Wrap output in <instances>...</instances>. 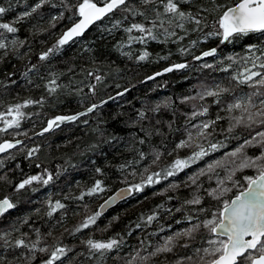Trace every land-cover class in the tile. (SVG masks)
Listing matches in <instances>:
<instances>
[{
	"label": "trees",
	"instance_id": "1",
	"mask_svg": "<svg viewBox=\"0 0 264 264\" xmlns=\"http://www.w3.org/2000/svg\"><path fill=\"white\" fill-rule=\"evenodd\" d=\"M38 2L0 0V6L8 9L0 15V23H9L18 29L16 33L0 29V40L7 45L0 49V112H6L10 106L28 99L43 98L42 104H32L23 109L26 118L21 121L20 128L0 132V143L22 141L0 153V161L3 162L0 166V198L9 197L15 204L0 219V235L5 236L4 240H0V264H42V260L48 259L56 246H64L71 251L55 264H125L136 251L148 255L167 236L189 227L190 222L185 217L191 215L196 218L193 222H201L212 219L214 213L218 215L223 201L230 200L247 186L243 177L256 175V170L238 171L232 180H228V169L218 167L212 173L198 176L196 184L188 178L198 174L207 163L225 157V153L234 150L247 135L242 128L232 134L222 131L228 128L230 115L224 106L233 97L252 91L248 85H238L231 77L243 72L245 67H252L250 62L245 63L246 57L251 59L248 57V46L264 48V34L250 33L223 44L219 37L205 40L204 34L214 30L212 25L220 15L219 11H213L215 4L227 7L235 0H215V4L211 0H189L181 4V8L192 12L207 9L202 15L206 17L208 27L202 24V32H193L190 29L194 25L186 24L189 29L187 35L183 29H175L177 36H184L183 40L166 38L163 32H158L156 40L128 46L125 43L128 34L122 28L111 33L107 31L116 20H122L127 15L121 9L105 16L82 36L73 38L58 52L41 61L40 55L52 48L63 32L77 20L76 5L81 0H47L41 8L31 12ZM128 2L130 7L144 12L149 20L155 19L154 9L163 12L158 3L143 5L141 0ZM25 12H31V15L18 20ZM53 17L57 19L53 20ZM162 18L166 20L167 16ZM142 21L141 16L129 15L123 27ZM165 26L168 27L167 24ZM133 35L139 34L134 32ZM192 40L198 41L195 47H190ZM118 42L125 43V47L118 48ZM180 48L190 50L181 54ZM212 48L217 49L214 56L194 59V56ZM144 50L150 54L148 59L138 61L136 57ZM124 52H131V58L123 55ZM259 54L258 51L254 53ZM229 56L234 59L229 61ZM241 62L244 65H240ZM176 63H186L188 67L147 79ZM229 63L231 67H228ZM204 64L213 67L205 68ZM33 65L36 67L33 68ZM224 68L227 71H222ZM253 70L264 71L259 67ZM89 72L93 76H89ZM95 75L101 76V81L97 82ZM53 78L66 87L49 93L46 85ZM216 83L232 89L222 98L220 105L213 103L212 97L182 102L184 97L196 96L203 90L202 86L212 88ZM93 84L96 86L94 94L89 89ZM125 89L128 91L125 92ZM121 92L124 95H117ZM92 104L99 107L76 121L64 122L58 128L39 134L49 119L84 112ZM157 105H160L159 110L153 111ZM193 105L198 109L202 106L209 108L207 116L199 117L195 123L215 119L217 115L224 117L218 121L211 139L212 142H223L226 147L174 177L146 185L142 191H133L128 199L101 214L95 225L76 232L85 217L97 212L99 202L115 189L139 184L148 174L167 169L177 155H191V149L178 153L172 150L184 138L185 123ZM141 112L145 114L143 118L139 116ZM0 127H3L2 122ZM233 136L239 139H233ZM33 148L39 150L29 157L28 152ZM157 151L161 156L153 164ZM259 152L258 147L248 149L249 156L259 155ZM141 153L144 154L143 159ZM98 168L100 172L96 171ZM48 174L52 175L48 184L34 181L17 191L16 186L25 178L37 175L46 179ZM97 180L102 181L105 190L93 195L85 194L80 199L81 194L87 193ZM221 180L224 181L222 185L219 183ZM234 181H239V184L233 186ZM171 184L178 187L169 188ZM224 187L231 191L224 193L220 199L209 195L212 189L219 193ZM195 196L201 198L199 205L185 203ZM57 200L65 207L49 216V201L55 203ZM153 214L156 218L149 224L146 218ZM138 224L140 227H137ZM37 231L39 247H47L49 251H36L33 260L28 248L14 245L19 238H24L27 243L36 241ZM89 238L101 241L119 238L123 243L118 250L101 257L99 253H91L83 243ZM216 238L207 229L201 228L195 239H178L173 251L150 257L147 264H177L182 260L184 264H193L184 258L192 256L195 261L194 250L208 247L207 241ZM184 244L189 246L184 247Z\"/></svg>",
	"mask_w": 264,
	"mask_h": 264
},
{
	"label": "snow or ice",
	"instance_id": "2",
	"mask_svg": "<svg viewBox=\"0 0 264 264\" xmlns=\"http://www.w3.org/2000/svg\"><path fill=\"white\" fill-rule=\"evenodd\" d=\"M47 0H39V2L31 9V12H35L41 8ZM189 0H141L143 5L159 4L163 7V12L155 11V19L149 20L144 12L130 7L128 0H81L76 5V14L78 16V22L72 24L70 28L63 32L62 36L57 40L56 44L49 48L46 52L42 53L39 57L41 61L46 60L51 53L58 52L64 45L68 44L75 37L83 35L86 29L89 28L94 22L101 20L105 16L113 13L117 10H123L127 15L122 20H116L111 29H108L109 33L112 30L121 29L127 33L126 44L131 46L133 43L146 44L148 40H156L157 33L163 32L165 37H176L178 40H183L184 36H177L175 29H183L185 35L188 34L189 29L186 28V24L194 25L190 31H203L201 25L208 27L205 23L206 17L202 15V12L207 9H198L196 12L186 11L181 8V4L188 3ZM215 4V0H211ZM102 5V6H100ZM71 7V6H69ZM222 9V11H221ZM7 8L0 6V15L6 13ZM213 11H219L220 15L216 22L212 25L213 31L204 34V39L210 37H219L220 43L232 42L234 37L247 36L250 33L264 34V0H235V3L225 7L221 4H215ZM31 12H25L23 16L18 20H22L24 17L30 16ZM132 17L141 16L145 22H132L127 27H123L124 21L128 19V16ZM167 16V19L162 17ZM57 17H53L56 20ZM71 19V18H70ZM168 25L166 27L165 25ZM0 29H4L9 33H16L18 29L9 23H0ZM139 35H133V33ZM2 35V33H0ZM166 42V41H165ZM16 41H13L15 44ZM125 43L118 42L117 47L122 49L125 47ZM23 45V41H20ZM198 44L197 40L190 42V47H195ZM7 45L0 40V49L6 48ZM189 48H180L181 54H187ZM259 52V55H254L255 52ZM217 52L216 48H212L208 51H204L200 56H194L195 60H201L202 57L214 56ZM248 57L245 58V63H251L252 67H245L243 72L233 75L232 80H235L238 85H248L252 91L250 93L242 94L238 97H233L230 102H226L224 110L230 115L228 117L229 125L226 131L228 134L234 133L238 128L245 130L247 135L243 138L242 143H239L234 150L225 153V157L213 160L206 164L205 168L200 169L199 173L190 176L188 179L196 184L198 176L205 175L206 173H212L216 168L221 167L228 169V180H232L233 176L238 171L244 169H255L256 175L245 176L243 179L247 182V186L239 191L231 200H224L221 210L217 214H213L212 219H207L201 222H193L196 218L189 215L185 217L190 222V226L177 231L173 235L167 236L163 243L154 248L148 255H141L139 251L135 252V255H131L125 264H147L150 257L157 256L162 253L173 251V247L176 245L180 238L195 239V235L201 228L208 230L210 234H215L216 239H209L207 241L208 247L196 248L194 250L197 259L194 261L192 256L185 257L187 261H192L193 264H264V71H255L253 69L259 67L264 69V48H260L257 45H249ZM123 55L131 58V52H124ZM149 52L144 50L139 54L136 59L143 61L148 59ZM166 59L167 57H161ZM229 61L234 58L227 57ZM257 61L259 63L257 64ZM229 63L228 67H231ZM33 68L36 66L33 65ZM188 67L186 63H176L163 69V72H157L154 76L147 77L148 80L154 79L155 76H160L165 72H171L175 69H183ZM203 67L211 68L213 65L204 64ZM227 71V68L222 69ZM27 75V73H25ZM89 76H93L92 72L88 73ZM97 82L101 81L102 77L95 75ZM49 93H56L58 89L66 87L57 82V78L50 79L46 85ZM95 85H90V91L95 92ZM202 91L198 92L194 97H184L182 102H188L189 100H204L205 97H212L213 103L220 105L222 98L226 94H230L232 89L224 87L220 83L214 84L212 88L202 86ZM82 91V90H81ZM125 92L128 89L124 90ZM117 95H124L123 92L117 93ZM114 99V97H109ZM43 98L40 100H25L23 103L10 106L6 112H0V122L3 123V127H0V132H6L9 129L20 128L21 121L26 118V113L23 111L29 105L42 104ZM101 103H106L102 101ZM99 105L92 104L84 112H80L75 115H57L47 121V126L43 128V133L49 132L54 128L60 127V124L67 121H76L80 116H84L93 112ZM193 111L188 117L185 123V135L183 139H180L173 148V153H178L180 150L191 149V155L187 157H180L179 155L172 161L167 169L161 172H152L146 176V178L139 184L132 185L129 189H122L115 196L110 197L100 207L106 208L117 199H123L127 195H130L132 191H142L146 185H153L159 183L161 179L167 180L169 177L176 176L179 172L189 168L191 165L196 164L198 161L203 160L210 154L217 152L221 148L226 147L223 142H212L213 134L216 130V125L219 120L223 119L219 115L215 119L202 120L199 123H195L199 117L207 116L209 108L202 106L197 108L193 105ZM160 105H157L153 111H158ZM233 112H238V115H231ZM144 113H139L141 118L144 117ZM87 123V121H85ZM171 128V125H169ZM233 139H239V137L233 136ZM22 141L16 140L15 143L11 141H4L0 143V153L16 147L21 144ZM143 143V141H141ZM205 144L207 145L205 147ZM258 147L260 149L259 155L249 156L248 149ZM38 148H33L28 152V156L31 157ZM172 153H169L171 155ZM161 153L155 152L152 163L155 164L160 159ZM144 158V154L141 153V159ZM0 161V166H2ZM229 165L233 167L229 168ZM123 167V166H122ZM97 172L101 170L96 169ZM148 169H145L147 172ZM52 179V175L48 174L45 179L43 176L33 175L22 180L17 186V191L24 189L26 186L31 185L34 181H41L43 184H48ZM222 185L223 180L219 181ZM239 181H234L233 186H237ZM178 187V185L171 184L169 188ZM105 189L102 186V181L97 180L93 187L82 193L80 199L84 198V195H93L95 193L103 192ZM231 191L230 188H221L219 193L216 189H212L209 192L210 196L216 199H220L224 193ZM189 205H199L201 198L195 196L193 199L185 202ZM50 211L48 215L51 216L58 209L64 208V204L60 201L52 203L49 201ZM15 204L7 197L0 199V216H3L8 210L13 209ZM176 211H180L177 209ZM101 212L97 211L92 215L85 217L83 222L75 229L76 232L81 229H87L92 225H95ZM156 215L147 216V222L150 224ZM179 223V221H177ZM137 227H140L138 224ZM51 235V233H49ZM38 239L34 242L27 243L24 238L15 240V247L28 248L32 253L31 259H35V252L47 253L49 249L47 247H39V232L37 231ZM220 237H223L221 239ZM5 236L0 235V240H4ZM91 253H99L103 257L106 253L113 250H118L123 243L119 238H109L106 241L94 240L92 238L83 241ZM184 247H188V244H184ZM71 251L70 248L64 246H56L49 254V258L42 260V264H55L56 261H61L62 258L67 257ZM177 264H184V261H178Z\"/></svg>",
	"mask_w": 264,
	"mask_h": 264
},
{
	"label": "water",
	"instance_id": "3",
	"mask_svg": "<svg viewBox=\"0 0 264 264\" xmlns=\"http://www.w3.org/2000/svg\"><path fill=\"white\" fill-rule=\"evenodd\" d=\"M100 6H102V5H100ZM100 21V20H99ZM75 22H78V18H77V20L75 21ZM75 22H73V23H75ZM98 21H96V22H94L92 25H94L95 23H97ZM72 23V24H73ZM72 24L69 26V28L72 26ZM92 25H90L89 26V28L92 26ZM88 28V29H89ZM88 29H86L85 30V32L88 30ZM84 32V33H85ZM13 142V141H12ZM13 143H15V142H13ZM130 188V186H128V185H126V186H121V187H119V188H117V189H115L111 194H109L108 196H106L102 201H100V203L98 204V206H97V211H100L101 212V214H103V213H105L107 210H109L110 208H112L113 206H115L116 204H118L119 202H122V201H124V200H126L127 198H129L130 196H131V194H132V192H131V194L130 195H127L125 198H123V199H117V200H115L113 203H111L110 205H108L106 208H104V209H101V205L102 204H104V202L106 201V200H108L110 197H113V196H115L117 193H119L120 192V190H122V189H129ZM239 193V192H238ZM237 193V194H238ZM5 198V197H4ZM8 198V197H7ZM232 198H234V196L232 197ZM231 198V199H232ZM0 199H3V198H0ZM230 199V200H231ZM213 235H215V234H213ZM223 238V237H222Z\"/></svg>",
	"mask_w": 264,
	"mask_h": 264
},
{
	"label": "flooded vegetation",
	"instance_id": "4",
	"mask_svg": "<svg viewBox=\"0 0 264 264\" xmlns=\"http://www.w3.org/2000/svg\"><path fill=\"white\" fill-rule=\"evenodd\" d=\"M11 210V209H10ZM9 211V210H8ZM8 213V212H7ZM7 213H5L3 216H0V219L2 218V217H4Z\"/></svg>",
	"mask_w": 264,
	"mask_h": 264
},
{
	"label": "rangeland",
	"instance_id": "5",
	"mask_svg": "<svg viewBox=\"0 0 264 264\" xmlns=\"http://www.w3.org/2000/svg\"><path fill=\"white\" fill-rule=\"evenodd\" d=\"M240 65H244V62H241ZM223 239V238H222Z\"/></svg>",
	"mask_w": 264,
	"mask_h": 264
}]
</instances>
